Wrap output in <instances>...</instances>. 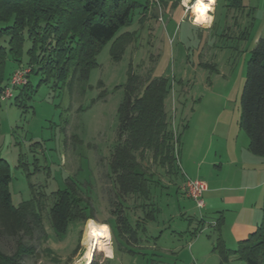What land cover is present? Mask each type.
Here are the masks:
<instances>
[{"label": "rangeland", "instance_id": "rangeland-1", "mask_svg": "<svg viewBox=\"0 0 264 264\" xmlns=\"http://www.w3.org/2000/svg\"><path fill=\"white\" fill-rule=\"evenodd\" d=\"M128 1L146 5L145 0ZM262 1L259 7L264 10ZM230 2L217 0L211 31L202 41L179 6L173 12L165 10L160 0L162 23L156 10H148L145 16H141V9L134 11L131 26L101 47L85 81L73 79L61 84L51 79L43 83L36 72L29 75L28 69L26 79L21 78L25 83H18L11 88V97L2 99L10 75L28 68L30 45L25 43L19 63L7 58L0 91V158L9 167L12 205L30 200L34 192L48 196L45 201L49 207L52 193L69 185L77 188L91 204L86 216L91 215L97 225H109L110 246L97 243L96 249L108 247L104 254H93L94 264H243L235 255L222 260L213 251L217 239L224 240L229 250L236 245L227 231L221 230L222 223L216 227L218 218L204 208L198 210L184 190L187 180L204 183L203 177H211L206 165L200 166L201 161H211L217 142L226 132L239 130V97L246 63L255 39L264 38L261 10L253 21H247L248 26L239 22L248 17L246 14H236L235 22L227 19L226 5ZM190 14L193 21L191 10ZM133 32V42L114 58V40ZM129 69L143 81L168 80L164 108L175 142L179 138L178 147H174L173 174L158 167L146 153L140 166L151 176L149 200L128 196L121 201L130 225L139 226L135 236L139 247L116 237L111 212L117 203L108 167L117 143V111ZM20 77L17 74V82ZM238 142H242L240 138ZM201 199L204 204L203 195ZM150 208L158 212L145 225L146 231H140L144 213ZM43 214L48 239L37 242L36 253L26 264H85L83 237L89 220L70 223L66 234L57 238L48 224L47 211ZM78 243L80 249L73 255ZM13 248L12 240L0 239L4 253L11 254ZM111 251L113 256L106 261Z\"/></svg>", "mask_w": 264, "mask_h": 264}, {"label": "trees", "instance_id": "trees-1", "mask_svg": "<svg viewBox=\"0 0 264 264\" xmlns=\"http://www.w3.org/2000/svg\"><path fill=\"white\" fill-rule=\"evenodd\" d=\"M230 1L232 5L237 4L236 0ZM138 9L144 13L147 6L128 0H0V91L6 59L19 63L26 42L30 45L29 75L36 72L43 83L51 79L61 84L73 79L85 81L96 65L95 58L101 47L112 41L121 29L131 26V15ZM134 35L125 33L114 40L111 48L114 58L133 42ZM167 93L166 78L143 81L129 69L124 98L117 111V143L108 165L117 203L111 212L116 237L127 244L136 243L139 226L130 225L121 201L133 196L147 202L151 193V176L141 168L140 160L150 153L158 167L166 168L171 175L174 172V147L179 144V138L175 142L165 112ZM238 109V127L247 137L248 151L264 159V38L249 53ZM10 181L9 167L0 158V239L14 243L11 254L0 249V264H26L36 253L37 242L47 241L44 211L57 238L66 234L70 223L93 220L85 212L90 208V201L74 186L52 193L49 207L45 201L48 196L34 194L30 186L33 192L30 200L15 207L9 193ZM157 212L150 208L144 213L143 221H153ZM79 249L78 243L72 254ZM213 251L222 260L235 255L243 264H264V201L261 222L247 239L237 243L235 250L226 249L217 239ZM95 252L104 254L103 248ZM89 264H94V256Z\"/></svg>", "mask_w": 264, "mask_h": 264}, {"label": "crops", "instance_id": "crops-1", "mask_svg": "<svg viewBox=\"0 0 264 264\" xmlns=\"http://www.w3.org/2000/svg\"><path fill=\"white\" fill-rule=\"evenodd\" d=\"M161 1L165 5V10L170 9L173 12L176 6L183 9V15L186 20L191 27L198 30L200 41H202L203 36L207 32L211 31L210 29L212 27V21H214V11H216L217 0H214L213 9L209 12L213 19L210 23H204L207 26H197L191 21V4L194 3L195 0H186L185 4L184 0ZM236 1V5H232V1L229 5H226L227 19L235 22L236 14L241 16L246 14L248 17L239 19V22H241V24L246 22L245 24L249 26L250 23L248 24L247 21H253L254 15L258 14L260 10L264 15V10L259 7L263 4L262 0H258L257 3H254L252 0ZM172 12L167 15H171ZM146 14H149L148 9L144 11V13L141 12V16H145ZM133 33L136 35L135 32ZM259 39V37L255 39L253 48ZM239 130H236L234 134L226 132L220 138V141L217 142V148L214 149L211 161L206 162L204 160V163H202V161L200 163V166L203 164L206 165L212 177V179H210L211 177H203L202 179L206 185V191L203 193L205 202L204 209L218 218L220 224L222 223L221 230H223V232L227 231L233 238L234 245L247 239L248 236L256 230L261 222L262 216L260 218V214L264 201V159L255 157L248 151V140H243ZM223 131L224 129H222V132ZM234 137L235 140L233 139ZM239 138L242 141L241 143L238 142ZM228 214L230 217H228ZM146 224L147 223L142 224L139 230L143 232L146 231ZM200 225H202V223H200ZM222 242L223 244L225 243L224 240ZM108 243V246H110V242ZM108 246L104 248V251ZM134 247L139 246L135 243ZM123 252L127 251L124 250ZM129 252H132L133 255L136 254L133 251ZM112 253L111 251V254L106 256V261L110 260L113 256Z\"/></svg>", "mask_w": 264, "mask_h": 264}, {"label": "built area", "instance_id": "built-area-1", "mask_svg": "<svg viewBox=\"0 0 264 264\" xmlns=\"http://www.w3.org/2000/svg\"><path fill=\"white\" fill-rule=\"evenodd\" d=\"M146 6L148 10H156L158 13V22L162 23V9H161V3L160 0H145ZM29 72L28 69L18 70L15 71L8 82V87L5 88V96L2 97V99H9L11 97V88L14 86H17L19 84H24L25 81L22 83L21 78H25L26 74ZM17 74H19L21 77L17 79ZM26 79V78H25ZM19 83V84H18ZM184 190L186 197L192 199L195 204L196 208L198 210H201L204 208V204L202 201V195L206 191V185L199 181H191L187 180L184 184Z\"/></svg>", "mask_w": 264, "mask_h": 264}, {"label": "bare ground", "instance_id": "bare-ground-1", "mask_svg": "<svg viewBox=\"0 0 264 264\" xmlns=\"http://www.w3.org/2000/svg\"><path fill=\"white\" fill-rule=\"evenodd\" d=\"M204 3H209V0H203ZM186 3V0H184V4ZM213 4L211 5V8L213 9ZM212 11V10H211ZM210 12V11H209ZM209 12H207V15L210 16ZM208 23V22H207ZM92 222L91 220H89L86 223L85 226V233H84V237H83V245L85 247V252L83 255L82 260H84L85 264H89L91 262L92 256L94 251L96 250V245L98 242H103L105 244H107L108 242H110V234H109V230L107 227V231L104 232L102 235L101 234H94V231H96L95 229H93L92 227ZM105 226L104 224L101 225H97L96 224V228L99 229L101 227Z\"/></svg>", "mask_w": 264, "mask_h": 264}, {"label": "clouds", "instance_id": "clouds-1", "mask_svg": "<svg viewBox=\"0 0 264 264\" xmlns=\"http://www.w3.org/2000/svg\"><path fill=\"white\" fill-rule=\"evenodd\" d=\"M214 3V0H209V3H204L203 0H195L194 3L191 4V12L194 14V19L193 23L196 25H201L206 22L210 23L211 20L213 19L212 16L207 15V12L211 11V5ZM92 227L96 231H94V234H103L104 232L107 231V226H103L99 229L96 228V224L93 221L92 222Z\"/></svg>", "mask_w": 264, "mask_h": 264}]
</instances>
